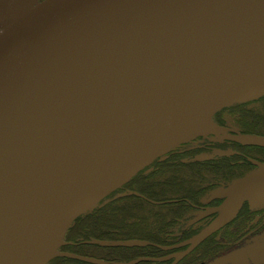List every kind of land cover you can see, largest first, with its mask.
Returning <instances> with one entry per match:
<instances>
[{
  "label": "water",
  "instance_id": "1",
  "mask_svg": "<svg viewBox=\"0 0 264 264\" xmlns=\"http://www.w3.org/2000/svg\"><path fill=\"white\" fill-rule=\"evenodd\" d=\"M34 3L0 26V264H109L59 252L65 233L168 152L105 192L159 133L264 95V0ZM214 124L198 134L264 146ZM215 196L219 215L193 246L245 202L264 205V163Z\"/></svg>",
  "mask_w": 264,
  "mask_h": 264
},
{
  "label": "flooded vegetation",
  "instance_id": "2",
  "mask_svg": "<svg viewBox=\"0 0 264 264\" xmlns=\"http://www.w3.org/2000/svg\"><path fill=\"white\" fill-rule=\"evenodd\" d=\"M227 116L237 122L241 132L264 135V95L253 101L222 108L215 113V120L229 127L231 125ZM227 132L235 134L232 130ZM260 162L264 163V146L242 144L212 133L196 136L140 170L135 175L140 177V189L128 187L133 176L120 187L125 189L112 197L122 198L119 202L121 206L135 204V212L139 216L134 217L131 225L125 228L129 232L126 235L149 241L147 245L129 248L151 246L155 250L148 249L146 254L135 259L116 263L70 249L61 250L94 257L109 264H264V206L252 207L249 202H245L239 213L228 223L214 230L199 244L193 246L191 242L219 215L216 208L225 198L215 196V192L253 172ZM132 195L139 199L130 198ZM107 197L103 199L104 203L112 199ZM93 239L97 238L83 242L89 243L87 241ZM239 247L247 251L246 261H242L241 255V259H221L224 254L238 253ZM178 253L181 255L178 256ZM72 258L80 262L67 261L65 264H96Z\"/></svg>",
  "mask_w": 264,
  "mask_h": 264
},
{
  "label": "trees",
  "instance_id": "3",
  "mask_svg": "<svg viewBox=\"0 0 264 264\" xmlns=\"http://www.w3.org/2000/svg\"><path fill=\"white\" fill-rule=\"evenodd\" d=\"M141 172L143 173V171ZM123 189H117L107 198L111 199L117 192ZM129 197L139 199L136 195ZM121 199L112 198L109 202L105 203L103 200L94 210L79 216L67 232L66 240L70 241V243L64 245L62 249H70L76 253L95 256L111 263L129 261L146 254L148 249L150 251L154 249L151 246L145 248L111 247L83 242L92 238L115 240L131 238V236L126 235L129 232L125 228L130 226L132 219H135L134 217H138L139 215L135 212V204H129L131 205L129 207L119 205ZM111 219L114 220L111 221ZM67 261L80 262L72 257H55L48 264H65Z\"/></svg>",
  "mask_w": 264,
  "mask_h": 264
},
{
  "label": "bare ground",
  "instance_id": "4",
  "mask_svg": "<svg viewBox=\"0 0 264 264\" xmlns=\"http://www.w3.org/2000/svg\"><path fill=\"white\" fill-rule=\"evenodd\" d=\"M211 110L204 109L200 112L187 117L181 125H177L169 128L166 131L159 133L148 146L129 164V166L121 173V175L113 182L105 192L117 187L125 182L135 171L142 168L145 164L149 163L154 157L165 153L170 150L171 147L178 146L180 143H184L191 138H194L196 134L203 132L206 128H211L215 124L213 123L211 116ZM208 115V116H207ZM55 251H52V254Z\"/></svg>",
  "mask_w": 264,
  "mask_h": 264
},
{
  "label": "rangeland",
  "instance_id": "5",
  "mask_svg": "<svg viewBox=\"0 0 264 264\" xmlns=\"http://www.w3.org/2000/svg\"><path fill=\"white\" fill-rule=\"evenodd\" d=\"M36 1H38V0H3V2H6V6L7 7H9L7 10H5L7 7H2V0H0V26L2 27V24H4L5 23V19L4 20H2L4 17H6L7 15H11V17H14L13 19L15 20L16 18H18L21 14H23L24 12H26V11H28V9H30V7H32L33 5H35L36 3H34V2H36ZM40 1V0H39ZM6 11V12H5ZM2 12V13H1ZM11 17H7V21L8 20H10V18ZM12 19V20H13ZM263 96V95H262ZM261 97V96H260ZM260 97H257V98H254V99H251V100H247V101H253V100H256V99H258V98H260ZM208 116V115H207ZM210 116H211V119H212V121H213V123H216L217 125H218V127L221 129V130H223V131H229V130H232V131H240L241 132V128H240V126L237 124V122L231 117V116H227V120H228V122H229V124L231 125V126H229V127H227V126H223V125H220L218 122H216V120H215V113L212 115V113H211V115L209 114V119H210ZM210 119V120H211ZM253 134H256V133H253ZM258 134V133H257ZM199 134H196V135H194L195 137L196 136H198ZM208 135V134H207ZM202 136H204V135H202ZM194 137V138H195ZM194 138H191L190 140H192V139H194ZM190 140H188V141H190ZM187 142V141H186ZM181 144V143H180ZM179 144V145H180ZM175 147H177V146H174V147H171L170 148V150L171 149H173V148H175ZM169 150V151H170ZM219 152V151H218ZM248 175V174H247ZM135 176V175H134ZM246 175H244L243 177H245ZM243 177H241V178H243ZM241 178H238V179H236V180H239V179H241ZM140 179V177H138V176H135L134 178H133V180H132V182L131 183H129L128 184V187L129 188H135V189H140L139 188V183H138V180ZM236 180H234V181H236ZM233 181V182H234ZM221 189H223V188H221ZM221 189H219V190H217L216 192H215V194L217 193V192H219ZM101 203V201L99 202V204ZM244 205V204H243ZM98 206V205H97ZM96 206V207H97ZM261 206H264V205H261ZM261 206H256V207H261ZM95 207V208H96ZM243 207V206H242ZM241 207V208H242ZM241 210V209H240ZM239 210V211H240ZM239 211H238V213H239ZM237 213V214H238ZM236 214V215H237ZM235 217V216H234ZM234 217H232V218H234ZM231 218V219H232ZM230 219V220H231ZM112 220H114V219H111V221ZM230 220H228L226 223H228ZM225 223V224H226ZM66 236H67V232L65 233V235H64V237H63V239H62V241L64 242V244L63 245H61V247L58 249L59 250V252H63L61 249H62V247L64 246V245H66L67 244V240H66ZM108 241H113L114 243H117L116 245L117 246H122V247H131V246H144V245H147V244H149V241H147V240H143V239H133V238H131V239H127V240H115V239H113V240H108ZM136 243V244H135ZM113 246H115V245H113ZM245 247H246V245H245ZM238 253H227V254H224V255H222L221 256V259L222 260H227V259H234V258H236V257H238V258H240V255L242 256V261L244 262V261H246V256H247V251L246 250H244V247H239L238 249ZM181 255V253H178V256H180ZM226 256V257H225ZM57 257V256H56ZM55 258V257H54ZM97 259V258H96ZM241 259V258H240ZM102 261V260H101ZM133 262H135V261H133Z\"/></svg>",
  "mask_w": 264,
  "mask_h": 264
}]
</instances>
